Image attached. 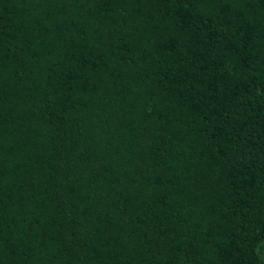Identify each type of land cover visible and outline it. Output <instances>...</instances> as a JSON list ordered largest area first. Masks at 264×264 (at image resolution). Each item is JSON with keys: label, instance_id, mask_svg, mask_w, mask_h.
<instances>
[{"label": "trees", "instance_id": "16d2710c", "mask_svg": "<svg viewBox=\"0 0 264 264\" xmlns=\"http://www.w3.org/2000/svg\"><path fill=\"white\" fill-rule=\"evenodd\" d=\"M0 264H264V0H0Z\"/></svg>", "mask_w": 264, "mask_h": 264}]
</instances>
